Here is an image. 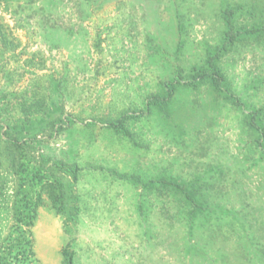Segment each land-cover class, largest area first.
Here are the masks:
<instances>
[{
	"label": "rangeland",
	"instance_id": "rangeland-1",
	"mask_svg": "<svg viewBox=\"0 0 264 264\" xmlns=\"http://www.w3.org/2000/svg\"><path fill=\"white\" fill-rule=\"evenodd\" d=\"M0 26L1 232L7 129L30 166L80 168L77 220L43 195L40 264H264V0H0ZM224 44L220 84L185 83Z\"/></svg>",
	"mask_w": 264,
	"mask_h": 264
},
{
	"label": "trees",
	"instance_id": "trees-1",
	"mask_svg": "<svg viewBox=\"0 0 264 264\" xmlns=\"http://www.w3.org/2000/svg\"><path fill=\"white\" fill-rule=\"evenodd\" d=\"M1 27V26H0ZM232 25L229 26V37L227 39L231 42L234 35L232 34ZM229 30V29H228ZM4 41L6 38H2ZM227 40V41H228ZM228 45L224 44L216 49V51L210 52L208 58V67H194V71L189 74L192 80H187V84L199 82L212 77V81H215L217 85L220 84L222 77L221 68L218 65V61L223 54V51L228 49ZM182 83L181 79H177ZM174 82V81H171ZM171 82H166L170 84ZM173 90H169L165 99H169L172 96ZM159 101L158 96L150 100V102L157 103ZM128 117V116H126ZM126 117H124L126 119ZM120 121V126L116 127L118 131H125L129 133L124 125V121ZM7 121V120H6ZM6 126H11L10 122L6 124L0 119V132ZM5 130L4 133L8 136L4 139L5 149L11 154L12 168L18 176V185L10 207V224L8 231L3 233L0 231V264H40V260L37 257L35 251V244L32 234V227L36 223L38 216V209L44 201V193L49 196L52 205L58 213L67 214V219L77 220L80 212L79 198L77 195L70 194L73 182H77L79 176V166L77 164L58 163L61 169L70 174L73 177L72 181H65L59 177L51 175L45 172L42 165L30 166V160L27 159L25 149L28 140L23 141L21 138H12L9 135V131ZM2 162L0 160V195H3L4 184L1 181L2 178ZM182 191L185 201L188 204L193 203V208L190 210L189 215L193 217L196 209H203V204L197 201L196 194L199 189L189 190L187 187L179 186ZM74 198L75 204H69V200ZM70 209L72 211H70ZM70 212H69V211ZM197 212V211H196ZM62 264H75V251L68 244L63 248V263Z\"/></svg>",
	"mask_w": 264,
	"mask_h": 264
}]
</instances>
